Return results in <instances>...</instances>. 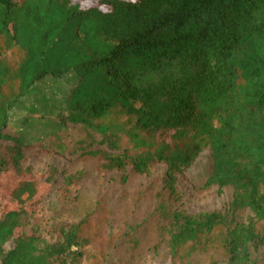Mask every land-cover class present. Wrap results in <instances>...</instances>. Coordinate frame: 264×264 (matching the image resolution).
<instances>
[{
  "label": "trees",
  "instance_id": "1",
  "mask_svg": "<svg viewBox=\"0 0 264 264\" xmlns=\"http://www.w3.org/2000/svg\"><path fill=\"white\" fill-rule=\"evenodd\" d=\"M75 129L102 178L92 187L86 172L27 165ZM205 150L206 189L234 197L193 215L177 174ZM156 165L163 189L136 223L148 189L104 180ZM162 247L169 264L215 248L225 264H264V0H0V264H140Z\"/></svg>",
  "mask_w": 264,
  "mask_h": 264
},
{
  "label": "rangeland",
  "instance_id": "2",
  "mask_svg": "<svg viewBox=\"0 0 264 264\" xmlns=\"http://www.w3.org/2000/svg\"><path fill=\"white\" fill-rule=\"evenodd\" d=\"M79 1L83 7H90L96 0ZM120 120L125 119L122 118ZM83 132L81 129H75L70 132L69 138L64 141V146L61 149H58L57 146L44 147L43 145H39L35 150L29 151L27 165L32 166L36 172H49L53 169L59 172L67 171L69 173L86 172L91 176L90 179L93 183L90 184L89 182L87 186L92 187L99 184L102 178L95 172L93 161L81 159L79 141L84 137ZM144 135L150 140L147 134ZM153 138L154 141L161 140L158 134L154 135ZM211 166L212 152L211 150H205L192 168L177 174L176 190L181 197L177 205L190 214L197 215L207 212L224 211L233 201L234 190L232 188H226L222 193L219 192L218 187L206 189L205 185L211 174ZM166 170V166L156 165L153 167L150 176H138L132 174L131 169H128L126 174L129 175V182L126 185L118 181L122 173H112L104 180L105 188L112 189L115 187L117 190L121 189L135 194V196L143 190L148 189L149 193L147 195L149 196L142 202L143 206L137 213L139 221H134L140 223L155 209L157 198L154 195L163 189ZM63 183L61 176L56 173L53 177L54 190L60 189ZM47 201L52 200L48 198ZM49 207L47 211L48 217L50 216ZM251 214L248 213L245 215L244 221H247ZM124 217L125 220H130L125 214ZM130 223L129 221L127 222V224ZM121 232L122 229L119 225H114L111 228V233L115 236H118ZM193 259L196 261L200 259L205 264L211 259L218 261L220 264H225L226 261L223 251L216 248L203 255H197ZM140 262V264H169L170 252L166 247H162L156 254L146 253Z\"/></svg>",
  "mask_w": 264,
  "mask_h": 264
}]
</instances>
